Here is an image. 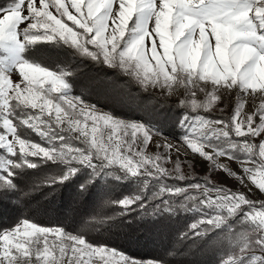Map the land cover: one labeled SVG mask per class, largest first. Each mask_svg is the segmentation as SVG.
Returning a JSON list of instances; mask_svg holds the SVG:
<instances>
[{
    "label": "snow or ice",
    "instance_id": "6c2138e0",
    "mask_svg": "<svg viewBox=\"0 0 264 264\" xmlns=\"http://www.w3.org/2000/svg\"><path fill=\"white\" fill-rule=\"evenodd\" d=\"M52 55L64 59L50 65ZM86 61L115 69L143 91L159 87L171 94L182 87L177 135L186 154L207 162L208 174L190 179L179 159L149 153L153 137L165 135L159 127L126 120L77 94L74 78ZM101 87L122 98L119 83ZM222 90L236 93V104L227 118L213 119L205 113L217 109ZM250 94L264 97V0H10L0 6V206L19 211L15 178L26 170L56 165L58 174L42 181L47 184L87 170L80 191L108 176L135 186L104 199L120 211L97 214L96 226L111 227L137 209L146 215L155 201L157 223L198 214L180 237L212 234L206 243L216 264H264V201L242 190L251 185L264 194V100L245 113ZM217 172L236 188L214 181ZM173 179L190 182H167ZM0 264L167 261L130 257L89 240L85 231L17 216L0 228Z\"/></svg>",
    "mask_w": 264,
    "mask_h": 264
},
{
    "label": "trees",
    "instance_id": "16d2710c",
    "mask_svg": "<svg viewBox=\"0 0 264 264\" xmlns=\"http://www.w3.org/2000/svg\"><path fill=\"white\" fill-rule=\"evenodd\" d=\"M40 47L50 53L59 51L53 50L47 45ZM57 59L63 60L64 57L57 58L52 55L48 63L52 65L57 62ZM97 68L108 79H114L120 84L119 90L123 91L131 101L124 107L127 114H131L129 108L137 109L139 112L134 114V117L153 123L155 112L167 113L169 117L164 122V126L173 129L179 114L183 111L178 107V103L162 100L140 90L134 83H130L127 77L120 76L114 69L101 67L90 61L83 62L77 69L74 78L77 94L86 96L85 91L80 88V85L85 86V83H81L79 79L81 76H87L88 72L92 74ZM209 115L214 119L230 116L219 113H209ZM153 126L157 127V125ZM31 138L42 142L35 135H32ZM56 174H58V167L49 162L41 165L38 169L26 170L16 177V183L20 189L16 194L20 199L19 211L7 203L0 206V228L11 226L15 222V218L21 216L44 226H61L69 231H85L89 240L106 243L109 247H115L128 256L141 260L163 259L167 261V264H216V256L211 246L206 243L212 234L207 237H180V232L186 230L185 225L196 218L198 214L181 212L178 218L173 217L170 220L165 219L163 222L157 223L158 218L152 211V203L155 201H150L147 205L148 213L146 215L142 216L143 210L137 209L128 216L116 217L111 222V227L96 226L92 218L97 214L115 215L120 211L116 205L105 206L104 199L119 198L134 191L135 186L129 181L117 182L112 176H108L88 184L85 191H80L79 185L87 180V170L78 173L76 177L64 184L42 183L46 178ZM194 177L203 178L205 176L198 174L189 176L190 179ZM167 182L169 184H184L190 181L173 179ZM34 186H36L35 190H32ZM25 191L29 192L27 196L23 195ZM193 256L196 260L199 259V262H194Z\"/></svg>",
    "mask_w": 264,
    "mask_h": 264
},
{
    "label": "rangeland",
    "instance_id": "374dc122",
    "mask_svg": "<svg viewBox=\"0 0 264 264\" xmlns=\"http://www.w3.org/2000/svg\"><path fill=\"white\" fill-rule=\"evenodd\" d=\"M10 0H0V6H6ZM23 27V25H21ZM95 71L90 74L88 72L87 76H81L80 81L81 83H85V86L83 84L80 85V88L85 91L84 96L89 102L91 103H97L101 107L104 108L106 111H112L114 114L126 119V120H138L142 121L145 124H152L157 125V127L164 126V122L168 119L167 113H159L155 112L153 114V123H149L145 120H140L139 118L134 117L133 115L138 113L139 111L134 108H129V112L131 114H127L125 105H128L129 102H131L125 95V93L121 90H119L122 93V98L117 101V99L114 97L111 93H106L103 88L101 87L102 82H113V80L108 79L106 75L103 73H100V71L97 69H94ZM115 70V69H114ZM15 79V77H14ZM138 87V86H137ZM146 92L155 95L156 97L161 98L162 100L171 102V103H178L180 99L184 98V90L182 87L176 88L171 94L167 93L165 90L157 87V88H149ZM221 96L220 101L218 102V107L215 111L211 112L214 114H229L231 115L233 112V109L236 104L237 95L236 93H229L226 90H222L221 93H219ZM199 100H202L204 98L203 94H198L196 97ZM246 103H245V113H250L253 111L255 107L258 106V104L264 100V97L259 96L256 94L248 95L247 97H244ZM223 108V112H221L219 109ZM124 112V113H122ZM126 113V114H125ZM205 115H209V113H205ZM211 117V116H210ZM212 118V117H211ZM214 119V118H213ZM161 131L165 134L164 136H154L153 141L148 145L147 151L149 153H154L159 151L162 155H166L171 157L172 160H177L181 162L182 169L184 173L189 177L193 175H203L206 176L208 174V164L206 161H203L201 158L193 155L186 154L184 148L181 146V143L178 138V132L180 129L177 127H165L162 128ZM166 130V131H165ZM75 135V134H74ZM167 137V139L165 138ZM158 143H170L172 147L170 149H157L156 144ZM177 148H180L179 153L177 152ZM223 160V158H221ZM189 165H192V167H189ZM233 169L238 168V165L236 163H232L230 165ZM169 169L173 167L172 163H168L166 165ZM213 180L216 182H222L228 187H231L233 189L236 188L235 182L231 178H225L224 175L220 172L213 174ZM249 189H251L249 191ZM245 191L249 198L253 199L254 201H264V194H261L258 189H255L254 186L249 185L247 188L242 189ZM194 257V256H193ZM194 262H199V259L196 260L194 257Z\"/></svg>",
    "mask_w": 264,
    "mask_h": 264
}]
</instances>
